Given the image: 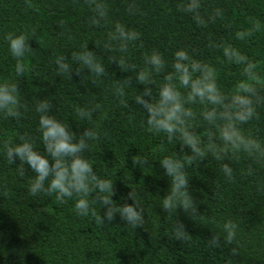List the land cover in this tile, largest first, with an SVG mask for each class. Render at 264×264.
Instances as JSON below:
<instances>
[{
	"label": "trees",
	"instance_id": "trees-1",
	"mask_svg": "<svg viewBox=\"0 0 264 264\" xmlns=\"http://www.w3.org/2000/svg\"><path fill=\"white\" fill-rule=\"evenodd\" d=\"M103 2L108 6V15L97 27L90 23L93 13L84 0H31V7L26 0H0V82H17L22 104L18 121L0 116V148L4 141L22 143L19 137L27 135L34 148L46 155L37 131L38 100L48 99L52 103L49 114L78 135L99 124L100 139L90 142L92 147L84 156L98 175L114 183L113 200L118 206L134 204L127 197L131 189L135 191L144 209L143 227H127L119 214L111 223L98 226L91 215H76L74 200L60 203L54 195L31 196L28 191V181L34 177L31 168L25 166V175L19 176L16 171L19 160L9 165L0 151V264H264V191H258L264 185V167L253 164L247 157L239 161L230 157L217 161L211 156L186 166L190 194L204 219L194 221L183 211L167 216L157 197L163 198L170 188L160 160L165 156L180 158L184 153L180 152L178 140L168 143L164 133L147 131L146 114L134 102L144 86L138 85L135 79L131 86H125L129 107L120 105L113 95V86L135 73L121 72L110 60L111 56L121 53L104 47L113 24L120 22L141 33V40L123 53L130 64L136 65L137 71L146 67L144 53L156 49L167 63L164 73L171 72L175 51L185 49L194 59L217 69L218 85L227 94L243 79L240 66L229 64L220 49L208 46L209 41L231 43L259 62L258 71L264 76V0H201V15L205 20L216 8L223 10V20L209 21L207 27L198 26L190 14L177 9L182 0ZM130 5L135 6L131 12ZM252 20L259 21L262 30L249 39L237 40L236 31L250 28ZM9 32L26 34L33 48L25 57L28 70L23 77L15 73L16 60L5 40ZM84 43L97 54L108 73L96 79L95 84L88 81L94 77H87L85 81L74 73L72 79L67 74L58 75L54 63L60 55L70 60L71 53L81 51ZM164 73L154 77L156 83L151 85L154 97ZM87 75L90 73L83 74ZM97 103L107 112L106 119H100L99 111L93 114L92 121L77 117L75 106ZM192 107L197 113L193 125L201 139L206 140L203 136L206 122L199 116L201 107ZM257 112L259 119L242 128L245 134L251 133L264 141V104L258 106ZM185 152L190 154V149ZM138 155L147 158L149 163L133 166L132 157ZM222 163L233 168L232 182L220 171ZM249 165L253 168L252 175L246 174ZM89 203L103 215L102 205L91 197ZM213 219L215 224L211 223ZM227 220L238 225L239 246L235 256L231 250L237 245L223 242L220 225ZM178 221L189 233L186 242L174 238ZM213 234L221 237L219 249L208 247V239Z\"/></svg>",
	"mask_w": 264,
	"mask_h": 264
},
{
	"label": "clouds",
	"instance_id": "clouds-1",
	"mask_svg": "<svg viewBox=\"0 0 264 264\" xmlns=\"http://www.w3.org/2000/svg\"><path fill=\"white\" fill-rule=\"evenodd\" d=\"M26 2L28 7L32 6L31 0ZM84 3L93 13L90 23L99 27L101 21L107 19V4L103 0H84ZM134 7L129 6L130 12ZM201 8V0H182L177 4V9L190 14L200 27H207L209 21L215 23L217 18H224L223 10L216 8L208 20H205L201 15ZM251 25L248 29L236 31L235 38L243 41L262 30L261 23L257 20H252ZM5 40L11 56L16 60L15 73L23 77L28 70L24 63L25 57L33 52L29 38L26 34L9 32ZM140 40V32L120 22H115L107 34L104 47L109 51L121 53L119 56H111V63L118 65L121 72L135 73L134 76L124 79L123 83L117 81L113 86V95L122 107L127 108L129 104L125 86H131L133 79L138 85L144 86L143 91L134 97V102L141 106L146 114L147 131L164 133L168 143L178 140L180 152L184 153L180 158L165 156L160 160V165L169 178L170 188L163 198L157 195L159 205L167 216H176L178 211H183L194 221L204 219V216L199 214L195 198L190 194L186 166H192L194 162L207 160L211 156L217 161L229 157L239 161L242 157H247L253 164L264 167V141L251 133L245 134L242 128L253 119H259L257 108L264 104V95H261L264 91V76L258 71L259 62L250 59L231 43H214L210 40L209 47L220 49L229 64L240 66L243 79L237 81L234 89L226 94L218 85L217 69L207 62L194 59L185 49L175 51L171 72L164 73L167 63L163 54L156 49L144 53L146 67L137 71L136 65L130 64L128 57L123 53H127L129 46H135ZM140 46L143 47L142 42ZM80 47L81 51L71 53L70 60L65 55L55 57L57 74H67L69 79H72L74 73L85 81L87 77H94L95 79L88 81L95 84L96 79L105 77L108 73L97 54L89 50L87 43ZM73 65L77 67L74 68ZM85 72L90 75L83 76ZM161 73H164L163 82L159 84L157 97H154L151 85L156 83L155 75ZM181 88L187 91L181 92ZM194 105L201 107L199 116L206 122L203 132L206 140L201 139V134L193 125L197 116L192 107ZM21 107L18 83L7 80L0 82V116L18 121L22 115ZM35 111L39 114L37 131L41 134L46 155L34 148L31 138L27 135L19 137L22 143L12 144L4 141L0 148L9 165H14L19 160L20 163L16 167L19 176L25 175V166L31 168L34 177L28 181L29 194L54 195L60 203L74 200L76 215H91L98 226L111 223L119 214L127 227L142 228L144 209L138 203L135 191L131 189L127 197L134 201V204L118 206L113 200L114 183L98 175L92 163L84 156L92 147L90 142L94 143L100 139L99 124L94 128H86L78 135L70 130L68 125L49 114L52 111V103L48 99L38 100ZM74 111L77 117L89 121H92L93 114L97 111L101 114V120L107 118V112L98 103L85 107L75 106ZM185 149H190V154L185 152ZM132 163L133 166L141 167L147 165L149 160L138 155L132 157ZM220 171L229 182L234 180V170L228 163H222ZM246 174H253L251 165ZM258 191H264V185H261ZM90 197L102 205L103 215L90 206ZM211 223L215 224L216 221L213 219ZM220 227L224 233V244H236L237 247L232 248L231 254L238 255L237 223L227 220ZM173 235L176 241L186 242L189 233L185 225L178 221ZM208 247H222L219 234H213L212 238L208 239Z\"/></svg>",
	"mask_w": 264,
	"mask_h": 264
}]
</instances>
